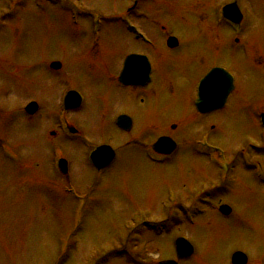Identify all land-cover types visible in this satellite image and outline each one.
<instances>
[{"label": "rangeland", "instance_id": "obj_1", "mask_svg": "<svg viewBox=\"0 0 264 264\" xmlns=\"http://www.w3.org/2000/svg\"><path fill=\"white\" fill-rule=\"evenodd\" d=\"M220 1L154 2L151 17L166 21L179 43L176 50L168 51L163 44L158 50L163 58L149 87L153 102L159 104L155 121L150 103L143 98L131 103L126 94L113 92L112 76H118L125 55L150 51L134 44L125 25L122 28L128 0H0V264H157L174 258L172 241L178 236H187L196 249L184 264H229L233 250L264 264V218L251 189L257 185L239 167L237 155L228 178L231 193L219 202L217 191L213 203L227 202L235 216L225 220L200 205L202 214H194L193 222L184 224L177 202L180 199L186 208L199 206L197 199L204 190L220 187L214 167L188 153L186 145L170 160L154 165L144 153L123 149L125 136L117 135L111 121L101 122L100 117V100L111 112L133 114L134 123L137 116L135 129L140 135L128 138L144 144L158 123L168 126L179 117L183 125L168 135L175 132L182 140L184 135L191 138L210 131L211 144L226 151L236 153L249 143L263 149L257 118L252 114L249 119L248 112L262 104L264 108V64L254 61L264 62V2L243 1L247 39L234 49L214 41L207 32H216L212 17L205 18L211 15V5ZM129 17L131 24L140 23L153 43L158 42L153 27L144 28L142 19ZM92 19L98 23L93 28ZM219 35L226 40L230 33L224 30ZM54 61L62 66L56 75L48 68ZM211 67H220L234 78V91L217 115L191 121L197 82ZM164 70L175 80L172 85L162 75ZM69 89L84 100L80 113L73 114L84 136L117 149L114 164L100 174L85 167L84 150L76 142L47 135L52 119L72 117L62 114L61 105ZM31 100L40 104L41 112L26 121L23 107ZM142 112H148L144 119ZM62 155L69 163L64 176L54 169ZM172 199L175 202L169 203ZM241 215L243 221L237 219ZM145 219L154 227L146 226ZM122 236L129 238V247H122ZM142 243L146 251L140 250Z\"/></svg>", "mask_w": 264, "mask_h": 264}, {"label": "flooded vegetation", "instance_id": "obj_2", "mask_svg": "<svg viewBox=\"0 0 264 264\" xmlns=\"http://www.w3.org/2000/svg\"><path fill=\"white\" fill-rule=\"evenodd\" d=\"M155 1L156 0H128V2H129V3H127L128 7H126L125 14L123 15V17H129L132 15L134 18H136L135 21H141L140 19H142L143 22H141V23H142V26L144 28L153 27V33H154L153 36H154V38L156 37V39L159 42V43L158 42L153 43L151 40L152 37H150L148 32L146 30L142 29V27L139 25L140 23L137 24L139 27H141L145 41L134 40L132 36H131V39H132L134 44H137V45L140 44L144 47H147L150 51H147V52L146 51L145 52H131L127 55H134V56H137L138 58H143L145 60V63L137 62L130 69V70H134L136 72V74H141V75L143 74L141 80H136V82L140 83L142 81V83L141 84H133V83L125 84L123 82H118V76H119V74H121V72L124 68V64H125L124 59H125L126 55L121 60V62L119 63L118 76L117 75L115 77H113L112 75L111 76H112V85L115 86V90L113 92L117 93V90H118V92H121L122 95H123V93L126 94L128 96V102H131V103H134L136 101V98H143L146 102L150 103L149 112L151 111V117L153 119H156L155 121H157L159 118V114H158L159 113L158 112L159 104H157V102H153L152 93H150L149 87L153 81L154 71L158 72L159 63L161 61V58H163V55L160 56L163 53L159 52L158 50L162 47V44L164 45V47L167 50L173 49V48L168 49L166 44H167V41L169 39L173 38L174 36L169 33L168 26L166 25V21L164 22L162 19H159L156 17L155 18L151 17L150 14H151L152 7H153V4ZM243 1L244 0H222L216 6H215V4L211 5L212 6L211 7V15L209 17H206L205 19L212 17V19H211L212 29L216 30V32L212 31V34H211L210 30L207 32L210 34V36H212L214 38V41H216L218 43L225 42L227 44H232V43L241 44L242 40L247 39V33L246 32L248 30L249 24H248V21L246 18L247 10H246V7L243 5V3H244L247 6V3L243 2ZM258 1L264 2V0H258ZM230 6H233L232 9H233L234 13L231 12V14L228 13L224 16L222 13L223 9L230 7ZM157 12H158V10H156V13ZM161 29L164 32H161L160 31ZM224 30H226L230 33L229 37H227L226 40L220 39V35H219V33H221V31H224ZM216 42L213 44L216 45ZM164 54H167V52ZM165 61L167 64L168 60H165ZM254 61L255 62L260 61V63L264 64V62L261 59H254ZM262 64H259V65H262ZM166 73L167 72L164 70L162 75L166 77ZM181 73H183V72H180L179 74H177V82H178V78L182 75ZM204 76L205 75L203 72L202 76H200L199 78L202 79ZM166 80H167V83H169V85H172L174 83L173 82L174 79H172L170 76H167ZM83 102H84V100L82 99V103H81L80 107L75 109V110H72L70 112V114L72 116L70 118L71 126L75 129V132H72V133L62 132L61 131V123L58 121V118H57V119H52V124H51L52 127H51V130L48 132L47 135H50V134L55 135V136H57V135H76V136L77 135L78 136L85 135L86 133H84L82 130L79 129V127L75 123V119L73 118V114L80 113V110L83 106ZM139 102L144 103V101H142V100ZM28 103H29V101H28ZM99 103H100V106H102V112L100 114L101 122H103V120L105 118H107L105 123H108L109 121H111L110 125H111L112 129L117 132V135L125 136L121 140V145L123 146L122 147L123 149L130 147L131 149H135L136 153H138L140 151L141 153H144L146 155V157H145L146 159H148L150 156H159L158 154H155L152 151V146L158 138L166 137V138H170L176 144V150L173 153H177L178 151H181V150L183 151V146L186 145L187 149H185V150L188 153H191L192 155L196 156L198 159H202V161L205 162V158H204L205 153L202 149H199V147L197 146V142L204 136L205 132H203L201 135L200 134L194 135L191 138H188L189 135H184L182 140L179 139V137L176 138L175 132L178 130L179 125L180 126L183 125L180 123V121H184V120L180 119L179 117H178L179 120L176 121V123L173 122V123L169 124L168 126L165 122L158 123V125H160L163 130L159 129V127L157 125L154 129L155 131L154 132L151 131L148 134L151 136L145 138L146 144H144L143 140H132V139L128 138L130 135H140L137 132V129H135V127H138L137 116H136V123H134V117L132 116L133 114L129 115V114H126L125 112L114 113V112L110 111L111 107L109 108L108 104L106 105V102L100 100ZM188 104H190V102H188L184 106H189ZM40 112H41V106L39 103H37V111L34 114L29 115V116L24 115V117H25L26 121H28L29 119H33L36 116L38 117ZM193 112H194L193 113L194 118H192V117L188 118V119H192L191 121H195L198 119L200 120L201 118L210 117V116L218 114V111H215V112H212V113H209L206 115L205 114H199L195 110V108H194ZM147 113L148 112H145V113L142 112L141 119L142 118L144 119V116ZM120 116H123V118L125 120H127V123L123 124L122 126H118V124L116 122L117 119L120 118ZM180 117L186 118V117H182V116H180ZM27 118H28V120H27ZM162 123L164 124V126L162 125ZM166 128H168L172 132L166 133L168 131ZM212 129H214V126L211 127V130ZM159 130H161V134L155 135V133L158 132ZM173 131H175L173 135H168L169 133H173ZM50 132H52V133H50ZM210 136L211 135H208V138H210ZM259 141H260L261 147H263V149L260 150V148H258L257 146H253L252 144H249V147L247 149L250 150V152H255L256 155H259L261 158L260 159L255 158L256 155L252 157L251 156L252 153H250V159H249L250 166L247 167L246 171L253 177L254 181H256L257 187L256 186L251 187V189L255 190L254 195H256V197H253V198L255 199L256 202H258L259 209L261 210V212L259 214L264 218V168H263L264 160H263L262 156L260 155V154H262L264 156V153L261 152L262 150H264V135H261V137L259 138ZM78 145H80V144L78 143ZM247 149H245V150H247ZM243 151H244L243 149H240V153L237 152V156H238L239 160L242 159L241 152H243ZM235 154L236 153L230 154V159H231L230 161L231 162L234 161V156H236ZM116 157H117V151L115 152V159H116ZM163 157L167 158L168 156H163ZM256 166L260 168V173H257V171L255 170ZM240 168H242V167L240 166ZM231 186H232V184L230 182H228V183L224 182V183L220 184V187L212 188L211 190H204L201 193V195H199V197L197 199V203L199 204V206L194 204L191 207H187L189 210L186 212L190 211L191 217L193 218L194 214H200V212H201L200 211V205H202V206H207L209 208V210H210V208H212L209 212L216 214L220 218L225 219V220H230L231 218H233V216H235L233 207L230 206L229 204H227V202L217 203V205H215V206L213 205V203H216V201H215L216 195L215 194L217 191L221 192L219 195V199H220L219 202H221L223 197L226 198V196L229 193H231ZM222 205H226L230 208L227 215H222L219 212L218 208ZM215 208H216V211H215ZM182 213L185 214L184 212H182ZM243 218H244V216L241 215V216H238L237 219H239L240 221H243ZM184 224H185V222H184ZM186 239L189 241L187 236H186ZM262 242L264 244V233H263V241ZM234 251H236V250H234ZM195 253H196V249L193 246V254L192 255H194ZM246 257H247L246 264H258L257 259L253 260L247 254H246ZM254 258H255V256H254ZM229 264H231L230 261H229Z\"/></svg>", "mask_w": 264, "mask_h": 264}, {"label": "water", "instance_id": "obj_3", "mask_svg": "<svg viewBox=\"0 0 264 264\" xmlns=\"http://www.w3.org/2000/svg\"><path fill=\"white\" fill-rule=\"evenodd\" d=\"M138 62V58L137 57H134V56H131V57H128L125 61V66H124V72L122 73L121 75V78L120 80H127V83H131V82H134L136 80H141L143 74H136V72L134 70H130V67L131 66H134L136 63ZM52 67L54 68H59V65L58 64H52ZM214 73L216 75H218V71H214ZM222 73V72H221ZM213 75H211L209 78L210 80H212L213 78ZM218 86L219 88H221V81L218 82ZM213 90H216V88H213ZM217 91H218V88H217ZM229 90L228 88L224 89L223 91H221V97L220 98H214L215 100H218L220 99L221 100H224V98H226L227 94H228ZM213 97H204L203 94L199 96V99L198 101H202L203 99H212ZM67 99H68V103H69V106L68 108H73L74 106H72L71 104L75 103V97H74V93H70L68 94L67 96ZM32 107V106H30ZM29 107V108H30ZM198 108H204L205 111H208L210 109H214L215 105H212V106H207V105H203V104H198L197 106ZM108 149L107 147H101L99 149H97L91 156V161L93 163V165L96 167V168H102L104 167L108 162H109V158H110V154L108 153ZM64 171V170H63ZM182 241V240H181ZM178 242V245H179V258H183L185 257L186 255L190 254L191 252V248L188 246H186L184 244V242ZM183 243V244H182ZM245 262V259L244 257L240 254V253H236L234 256H233V263L234 264H244ZM161 264H174L172 262H168V263H161Z\"/></svg>", "mask_w": 264, "mask_h": 264}]
</instances>
